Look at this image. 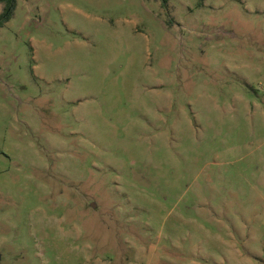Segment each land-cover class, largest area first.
Segmentation results:
<instances>
[{
    "label": "rangeland",
    "instance_id": "374dc122",
    "mask_svg": "<svg viewBox=\"0 0 264 264\" xmlns=\"http://www.w3.org/2000/svg\"><path fill=\"white\" fill-rule=\"evenodd\" d=\"M0 264H264V0H17Z\"/></svg>",
    "mask_w": 264,
    "mask_h": 264
},
{
    "label": "trees",
    "instance_id": "16d2710c",
    "mask_svg": "<svg viewBox=\"0 0 264 264\" xmlns=\"http://www.w3.org/2000/svg\"><path fill=\"white\" fill-rule=\"evenodd\" d=\"M3 4V10L0 14V29L9 22L14 16L17 6V0H0ZM163 4L167 5L168 0H162Z\"/></svg>",
    "mask_w": 264,
    "mask_h": 264
}]
</instances>
